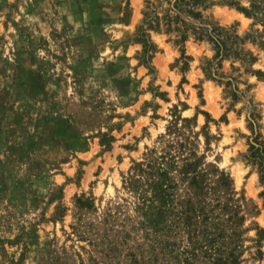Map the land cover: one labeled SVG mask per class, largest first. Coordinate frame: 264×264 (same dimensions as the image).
Segmentation results:
<instances>
[{
  "label": "rangeland",
  "instance_id": "obj_1",
  "mask_svg": "<svg viewBox=\"0 0 264 264\" xmlns=\"http://www.w3.org/2000/svg\"><path fill=\"white\" fill-rule=\"evenodd\" d=\"M262 3L0 0V264H108L110 242V264H157L125 177L175 115L246 197L242 264H264L246 157L251 110L264 139Z\"/></svg>",
  "mask_w": 264,
  "mask_h": 264
},
{
  "label": "trees",
  "instance_id": "obj_2",
  "mask_svg": "<svg viewBox=\"0 0 264 264\" xmlns=\"http://www.w3.org/2000/svg\"><path fill=\"white\" fill-rule=\"evenodd\" d=\"M241 9L250 13L246 7ZM216 39L217 55H222ZM254 115L253 110L247 115L251 134L246 157L257 164L262 179L264 139ZM187 120L175 115L167 127L172 136L161 148H152L134 161L125 177L137 195V208L153 217L147 226L141 224L146 242L140 243V252L146 245L157 264H242L244 222L251 207L244 194L235 190L228 172L204 163L184 124ZM115 230L120 240L126 238L122 228ZM112 249L110 242L101 253L108 264L113 260ZM134 261L145 263L144 259Z\"/></svg>",
  "mask_w": 264,
  "mask_h": 264
}]
</instances>
